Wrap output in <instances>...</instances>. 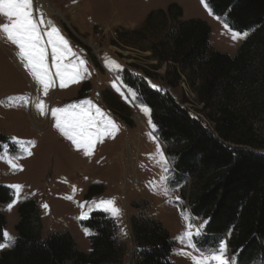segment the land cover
Wrapping results in <instances>:
<instances>
[{
	"label": "rangeland",
	"instance_id": "1",
	"mask_svg": "<svg viewBox=\"0 0 264 264\" xmlns=\"http://www.w3.org/2000/svg\"><path fill=\"white\" fill-rule=\"evenodd\" d=\"M172 3L182 7L181 20L201 19L210 25V44L216 51L232 56L238 52L241 41L251 34L235 32L238 35L234 38V31L226 27L222 19L210 15L201 0H33L36 19L37 13L46 15L50 30L57 28L76 53L69 60L78 63L83 59L87 69L82 72L80 82L64 89L59 87L57 80L55 86L51 87V93L49 89L50 97L45 106L44 98L47 99V96L42 86L24 68L19 49L0 31V133L9 138L0 152V177L2 185L14 192L15 197L10 204L18 200L10 210V204L0 205L7 222L5 232L12 238L0 243L8 245L0 248V256L16 242L18 207L23 201H37L43 225L42 236L69 232L82 251L91 249L88 239L91 233L85 235L86 230L81 222L88 219L92 212L100 211L96 210L97 202L114 199L120 214L115 217L107 214L115 219L119 227L118 240L126 252L123 264H136L132 217L154 219L163 224L174 244L171 260L175 264H193L191 257H199V252H194L177 239L187 231L189 222L194 226L206 222L191 213L188 198L183 196H189L191 180L187 176H179L175 170V159L168 155L167 145L160 139L157 127L155 140L149 135V116L140 110L144 104L138 95L133 98L129 94L131 88L123 80V72L127 70L134 76L145 78L149 85L157 86L158 91L169 92L218 136L213 117H216V111L221 106L222 97L215 96L204 103L200 88L205 80L193 70L182 72V80L175 88H170L166 78L171 63H160L152 56V48L158 43L164 41L168 43L167 48H171L175 25L157 11H166ZM151 12L154 14L148 20ZM5 23H8L7 18L0 14V25ZM68 31L76 40L69 36ZM41 32L46 41L47 32ZM46 53L47 64L54 72L50 46ZM113 82L128 95L127 101L112 87ZM260 82L259 77V84L250 80L245 88L240 84L235 85L236 90L231 96L224 97L230 99L228 107L237 112L242 121L233 138L243 137L245 133L246 136L253 135L254 145L246 148L264 155V112L258 111L254 102L259 92L255 89L261 86ZM86 83H89V89L80 98L79 90ZM106 96L112 99L108 101ZM83 100H91L118 126L115 138L105 137L103 142H98L91 156H85L83 149L77 150L71 141L61 135L51 117L53 108ZM115 102L124 110H120L121 106H116ZM40 104H43V113L39 110ZM249 127L251 130L247 133ZM158 144L168 162L167 172L157 151ZM226 145L240 147L233 142H226ZM116 152L123 155L119 156L122 161L115 163L111 173L104 174ZM15 185L21 186L18 195L13 188ZM94 185L102 194L92 197L90 201L85 200L88 189ZM45 204L47 208L43 207ZM82 215L85 217L83 220L79 219ZM205 227L199 239L204 237ZM221 239L226 240V257L230 264H237V256L232 253L228 236L209 246L197 248L212 251Z\"/></svg>",
	"mask_w": 264,
	"mask_h": 264
},
{
	"label": "trees",
	"instance_id": "2",
	"mask_svg": "<svg viewBox=\"0 0 264 264\" xmlns=\"http://www.w3.org/2000/svg\"><path fill=\"white\" fill-rule=\"evenodd\" d=\"M205 1L212 14L222 19L230 30L251 32L237 54L232 57L214 50L210 44V25L201 19L181 20L182 7L172 3L166 11H157L175 25L171 48L168 49V43L164 41L158 43L152 48V56L160 63H171L166 78L170 88H175L182 80V72L193 70L205 80L200 88L204 103L206 99L222 97L221 106L213 117L218 136L169 92L153 89L145 78L134 76L127 70L123 72V80L150 108L152 121L160 139L167 145L168 155L175 159L179 176L191 180L189 196H183L188 198L191 213L207 222L204 237L196 239L197 246L203 248L228 236L237 264H259L264 262V155L246 148L254 145L253 135L250 137L245 133L243 137L233 138L242 121L237 112L228 107L230 99L227 98L236 90L235 85L245 88L248 81L257 84L260 77L262 84L255 89L259 92L254 102L257 110L264 112V0ZM153 14H149L148 20ZM88 85L80 88L78 97L88 91ZM121 107L120 110H124ZM250 130L249 127L247 133ZM8 142L9 138L0 133V152ZM226 142L240 147H229ZM97 188L91 186L84 199L90 201L102 194ZM14 197L13 190L2 185L0 177V205H9ZM18 216L15 226L18 237L11 249L2 252L0 264L124 262L126 252L118 240V224L103 211H94L81 222L82 227L91 233L88 237L89 253L78 249L69 232H57L43 238L36 200L23 201L18 207ZM131 224L137 249L136 264H175L171 260L174 244L160 221L132 217ZM6 225V217L0 209V243L5 240Z\"/></svg>",
	"mask_w": 264,
	"mask_h": 264
},
{
	"label": "snow or ice",
	"instance_id": "3",
	"mask_svg": "<svg viewBox=\"0 0 264 264\" xmlns=\"http://www.w3.org/2000/svg\"><path fill=\"white\" fill-rule=\"evenodd\" d=\"M202 5L208 9L205 0H201ZM0 14L7 18L8 23L0 25V31L6 34L7 40L10 41L19 49V58L24 62V68L29 71L30 75L36 82L42 86L44 94L47 96L50 87L55 86L57 80L59 87L64 89L70 84L78 83L83 79L82 72H86L85 61L80 59L78 63H72L69 60L70 56H76V53L69 47V42L59 34V30L52 27L47 31V40L45 41L42 36L39 25L44 24L43 19L37 20L33 14V0H0ZM227 27V25H225ZM238 34L233 33L235 38ZM244 35H247L244 33ZM51 48L52 67L55 71H51L47 64L46 49ZM67 61V62H66ZM153 89L157 86L150 85ZM112 87L119 93L126 101L128 95L122 90V87L116 82H113ZM158 90V89H157ZM129 94L135 98L137 93L131 89L128 90ZM94 109V112H93ZM41 113L44 112L43 104L39 105ZM140 110L147 116L148 125L151 129L149 135L155 140L154 132L156 125L150 118V108L141 105ZM51 117L55 120V128L66 139L71 141L72 145L77 149H83L85 156H91L95 145L98 142H103L105 137L115 138L118 132L117 124L108 118L102 110L93 105L91 100H83L79 103H71L65 107H57L51 110ZM157 151L160 153V160L164 166V171L167 172V159L163 154L159 144ZM31 155V153H29ZM15 193L18 195L21 186H13ZM167 194V192H165ZM13 204H10L9 210ZM82 208L84 205H80ZM47 208L48 205H43ZM96 210L109 213L112 216H118L120 209L115 207L114 199L100 200L97 202ZM183 215V213H182ZM85 217L82 215L79 219L83 220ZM205 224L194 226L193 223L187 224V231L178 237V242L191 248L194 252H199V257L193 255L191 257L193 264H230L229 259L226 257L227 243L225 239L218 242L214 250L205 252L203 249H198L197 244L194 242L202 235V230ZM195 227V232L193 228ZM89 231H85L88 235ZM6 241L11 240L7 232L3 233ZM8 246L7 244H0V248ZM186 255V253H181Z\"/></svg>",
	"mask_w": 264,
	"mask_h": 264
},
{
	"label": "bare ground",
	"instance_id": "4",
	"mask_svg": "<svg viewBox=\"0 0 264 264\" xmlns=\"http://www.w3.org/2000/svg\"><path fill=\"white\" fill-rule=\"evenodd\" d=\"M38 5H39V1H38ZM37 17H38V20L43 19V21H44V24L39 25L40 28H41V30L44 31V32L49 31V30H50V25L48 24L47 16H46V15H43L42 13H37ZM18 62H19V61H18ZM22 68H23V67H22ZM50 93H51V87H50ZM50 93L48 92L47 99L44 98V99H45V102H44L45 106H46V104H47L48 101H49ZM119 156H123V155H122V154H118V153L116 152V156L114 157L113 161L110 163L108 169L105 171L104 174H109V173H111V171H112L113 166L115 165V163H118V162L122 161V158L119 157ZM107 162H108V161H107Z\"/></svg>",
	"mask_w": 264,
	"mask_h": 264
},
{
	"label": "crops",
	"instance_id": "5",
	"mask_svg": "<svg viewBox=\"0 0 264 264\" xmlns=\"http://www.w3.org/2000/svg\"><path fill=\"white\" fill-rule=\"evenodd\" d=\"M188 19H189V18H188ZM247 37H248V36H247ZM247 37H246V38H247ZM246 38H245V39H246ZM245 39H244V40H245ZM244 40H242L241 42H243ZM241 44H242V43H241ZM235 54H237V51H236ZM235 54H231V55L234 56ZM44 235H45V234H44ZM44 235H43V238H46V237L49 236V235H48V236H44ZM89 248H90V247H89ZM80 250H81V249H80ZM82 251L89 253V252H90V249H89V250H88V249H85V250H82Z\"/></svg>",
	"mask_w": 264,
	"mask_h": 264
}]
</instances>
